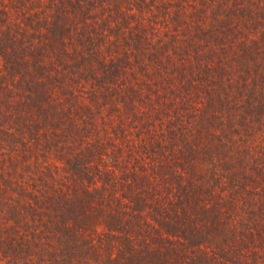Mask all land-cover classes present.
<instances>
[{"label": "trees", "instance_id": "1", "mask_svg": "<svg viewBox=\"0 0 264 264\" xmlns=\"http://www.w3.org/2000/svg\"><path fill=\"white\" fill-rule=\"evenodd\" d=\"M258 64L264 0H0V264H259Z\"/></svg>", "mask_w": 264, "mask_h": 264}, {"label": "rangeland", "instance_id": "2", "mask_svg": "<svg viewBox=\"0 0 264 264\" xmlns=\"http://www.w3.org/2000/svg\"><path fill=\"white\" fill-rule=\"evenodd\" d=\"M239 57H241L239 55V52L236 49H230L229 47V51L226 53V58H225V67H227V69H230L231 71L233 70H239V71H243L240 67V65H238L239 63ZM253 67V65L251 66V68ZM261 67H263V64H258L257 68H255L252 72L251 69V73L250 72H246L249 76L248 81L250 82V88L244 93H242V95H239L237 98H241V100L239 101L237 98L235 99L236 94L230 95L229 96V100L231 101V103L233 102H237L236 104L239 105V110L241 108H243L245 103L248 102V100H253V95L250 92H261L264 90V81L258 80L257 76L261 74V71L263 70ZM245 72V71H244ZM245 73V74H246ZM135 74V80H131L130 78H133V75ZM237 74V73H236ZM244 82V79H236L234 80V84H235V91L238 92L236 90V87L239 88V85L242 81ZM148 81L147 76L144 74L142 76L141 72H138V69H136L135 71H132L131 75L129 76V74H124L123 71H120L119 75H118V79L114 82V90H117V98L116 100H119V97H122L123 94H125L126 92H128L129 89H133L135 88L136 85H141L145 86V83ZM237 84V85H236ZM243 84H241L242 87ZM148 91H141L139 97H145L148 96ZM245 94V95H243ZM248 97V98H247ZM243 101V103L241 104L240 102ZM248 104V103H247ZM115 111H117L115 109ZM120 112V111H119ZM244 115V114H243ZM245 116V115H244ZM237 117H242V115L237 116ZM247 119V120H251L254 122V125H252V127L248 130L244 129L243 126H241V124L237 125L236 127V131L240 132L239 130H241L242 132H246L244 137H243V142L242 141H238L241 143L242 146H246L250 147L248 148V152H249V158H247V162H253V164H258L261 168L264 167V135L263 132H261V128L264 127V119L261 115V113H254V114H250V115H246L245 117H243V119ZM220 125V124H218ZM145 134H141V135H131V141H132V145L133 143L136 144V147L134 148L133 146L129 145V147H127L124 152L122 153V155L120 156V160L121 161H126L129 162L130 158H135V156H141L143 155V149L142 146L145 138ZM244 143V144H243ZM250 143V144H249ZM259 144H262V146H258ZM55 146H53V148L50 149V151H48L49 153L47 154L46 157L50 156L49 158H46L47 161H49L51 159V154L53 156H57L58 155V151L54 150ZM39 154V151H38ZM40 159L42 158V156L39 157ZM45 158V156L43 157V159ZM12 162V161H11ZM59 163V165H63L65 162H56ZM263 177V173L260 174V178L262 179ZM246 195V194H245ZM247 208V207H245ZM249 210V209H247ZM248 220L251 221L252 218H254V214L250 215L246 212L245 213ZM251 218V219H250ZM244 222V221H243ZM245 223V222H244ZM253 241H249V244L252 243ZM254 248H258L260 251L258 252V260L257 262L259 264H264V245L261 244H252L251 245ZM260 247V248H259ZM263 248V249H262ZM251 259H254L256 257V255H250Z\"/></svg>", "mask_w": 264, "mask_h": 264}]
</instances>
